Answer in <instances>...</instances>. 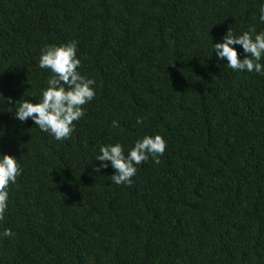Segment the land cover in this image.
Returning <instances> with one entry per match:
<instances>
[{
	"label": "trees",
	"instance_id": "obj_1",
	"mask_svg": "<svg viewBox=\"0 0 264 264\" xmlns=\"http://www.w3.org/2000/svg\"><path fill=\"white\" fill-rule=\"evenodd\" d=\"M261 3L0 0V154L22 169L0 264H264V75L212 49L228 29L264 32ZM73 40L95 97L58 141L17 119L15 102L40 101L41 50ZM146 135L167 148L131 186L112 181L110 163L94 170L102 145L127 155Z\"/></svg>",
	"mask_w": 264,
	"mask_h": 264
},
{
	"label": "clouds",
	"instance_id": "obj_2",
	"mask_svg": "<svg viewBox=\"0 0 264 264\" xmlns=\"http://www.w3.org/2000/svg\"><path fill=\"white\" fill-rule=\"evenodd\" d=\"M259 20L264 22V3L259 6ZM77 41L73 40L59 46L45 45L41 50L38 64L41 69L51 72L46 87L41 90V99L37 103L28 100L15 102L14 115L21 122L31 119L42 131L51 134L56 140H67L71 137L75 125L85 115L83 106L94 99L95 81L87 78L77 70L81 61L77 58ZM233 45H240L245 53L243 59ZM218 59H226L227 66L233 71L255 72L264 75V32L256 34L255 28H249L241 35H234L229 29L222 42L212 44ZM11 103V98H7ZM143 117L136 123L142 124ZM112 127H120L119 122L112 121ZM3 132L0 131V136ZM167 148V143L160 135L144 136L136 140L134 146L124 153L120 143L102 145L95 160L100 161L94 170L100 172L111 164L115 174L111 176L116 185L131 186L132 178L137 173V165L151 157L155 163L160 162ZM107 162V163H106ZM22 174L17 159L7 154H0V221L8 207V188L15 184ZM11 229L5 228L0 238L13 236Z\"/></svg>",
	"mask_w": 264,
	"mask_h": 264
}]
</instances>
